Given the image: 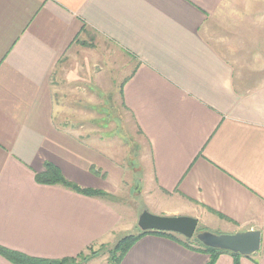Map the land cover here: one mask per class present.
I'll return each instance as SVG.
<instances>
[{
    "label": "crops",
    "instance_id": "1",
    "mask_svg": "<svg viewBox=\"0 0 264 264\" xmlns=\"http://www.w3.org/2000/svg\"><path fill=\"white\" fill-rule=\"evenodd\" d=\"M226 1L0 0V247L99 250L140 230L142 196L204 230H261L256 253L215 264H264V66L211 38ZM108 119L139 138L134 168ZM47 163L103 195L39 182ZM174 235H144L121 264H208Z\"/></svg>",
    "mask_w": 264,
    "mask_h": 264
},
{
    "label": "rangeland",
    "instance_id": "2",
    "mask_svg": "<svg viewBox=\"0 0 264 264\" xmlns=\"http://www.w3.org/2000/svg\"><path fill=\"white\" fill-rule=\"evenodd\" d=\"M224 11L226 12L229 20V23L226 27L222 25L216 26L213 31H211L210 35L211 38L215 41L225 42L222 44V47L231 54L235 52L238 56L242 59L250 60V62H260L262 66H264V58L260 54L261 52L264 53V0H227L225 3ZM228 34V36H226ZM229 38V40L227 38ZM109 111H113L109 107ZM109 127L107 129L108 132L112 134L119 133V135L124 136L126 142H124L125 148V161L129 166L130 161H137V158L140 155V148L138 143V137L135 136L134 132L127 131L120 127L117 128L115 125V120L108 119L107 120ZM115 122V123H114ZM131 164V163H130ZM131 166H133L131 164ZM137 167V164H135ZM134 168V166L132 167ZM135 171V170H134ZM133 172V171H132ZM136 172H133L135 176ZM123 199H127V197H123ZM129 199V198H128ZM132 202H129V206H137V210L143 209L146 205V209H151V206L146 204L145 197L138 196V197H131ZM130 199V200H131ZM129 201V200H128ZM133 208V207H132ZM155 209L154 207H152ZM136 208H133L135 210ZM149 211V210H148ZM154 214V213H153ZM166 216V215H165ZM200 231H210L215 234H224L218 230H204L202 226L199 224L197 228V232ZM138 234L140 230L136 228L132 232L125 233L123 232L108 244L101 247L99 250L96 251L95 257L87 260L88 264H112L111 255L115 252L118 243L128 234ZM181 236V235H179ZM184 240H189L183 236H181ZM194 242L196 238L190 239ZM91 250L84 252V255H92Z\"/></svg>",
    "mask_w": 264,
    "mask_h": 264
},
{
    "label": "water",
    "instance_id": "3",
    "mask_svg": "<svg viewBox=\"0 0 264 264\" xmlns=\"http://www.w3.org/2000/svg\"><path fill=\"white\" fill-rule=\"evenodd\" d=\"M141 192V181L134 185ZM142 231H163L181 235L187 239L197 238L209 248L221 249L240 255H253L262 246L263 234L259 229L242 230L236 233L215 234L210 231L197 232L198 219L192 216H165L143 210L138 219Z\"/></svg>",
    "mask_w": 264,
    "mask_h": 264
},
{
    "label": "trees",
    "instance_id": "4",
    "mask_svg": "<svg viewBox=\"0 0 264 264\" xmlns=\"http://www.w3.org/2000/svg\"><path fill=\"white\" fill-rule=\"evenodd\" d=\"M37 179L39 182L44 184H58L63 185L66 188L72 189L76 192L86 194V195H103V192L100 190H95L91 188H84L79 186L78 184L74 183L73 181L67 179L61 172V170L56 167L53 164L47 163L45 166V171L37 175ZM158 234L163 235L171 238H175L174 233L169 232H163V231H142L140 230V233L138 234H129L125 236L117 245L116 247V253L114 252L111 255V261L112 264H121L123 258L125 257L126 253L129 251V249L136 243L141 237H143L146 234ZM194 242L192 240H185V241H179L185 246L189 248H193L195 250L210 254V261L208 264H215L217 258L220 256L221 253L229 252L224 251L221 249H214L209 248L203 245L197 238ZM92 255H84L82 252L76 257L72 258H64V259H44V258H38L26 255L22 252L11 250L8 248L0 247V253L3 254L5 257H7L10 261H12L15 264H80L84 263L87 260L95 257L96 251L94 249H91ZM232 253V252H231ZM235 255H239L237 253H233Z\"/></svg>",
    "mask_w": 264,
    "mask_h": 264
}]
</instances>
